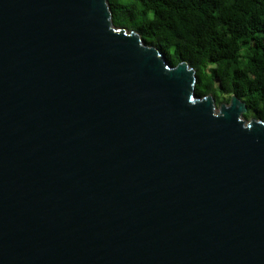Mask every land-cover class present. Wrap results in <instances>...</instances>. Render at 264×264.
<instances>
[{"label":"water","instance_id":"1","mask_svg":"<svg viewBox=\"0 0 264 264\" xmlns=\"http://www.w3.org/2000/svg\"><path fill=\"white\" fill-rule=\"evenodd\" d=\"M195 83L107 0H0V264H264V121Z\"/></svg>","mask_w":264,"mask_h":264},{"label":"trees","instance_id":"2","mask_svg":"<svg viewBox=\"0 0 264 264\" xmlns=\"http://www.w3.org/2000/svg\"><path fill=\"white\" fill-rule=\"evenodd\" d=\"M116 26L137 31L173 67L196 71L197 97L232 95L264 121V0H107Z\"/></svg>","mask_w":264,"mask_h":264}]
</instances>
